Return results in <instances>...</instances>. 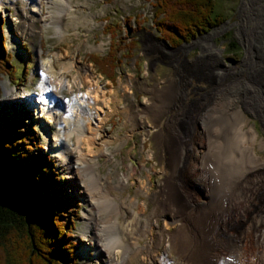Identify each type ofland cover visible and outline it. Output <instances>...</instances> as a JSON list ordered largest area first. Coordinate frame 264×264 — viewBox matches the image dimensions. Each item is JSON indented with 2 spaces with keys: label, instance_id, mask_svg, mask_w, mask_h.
Masks as SVG:
<instances>
[{
  "label": "rangeland",
  "instance_id": "1",
  "mask_svg": "<svg viewBox=\"0 0 264 264\" xmlns=\"http://www.w3.org/2000/svg\"><path fill=\"white\" fill-rule=\"evenodd\" d=\"M10 1L0 5V22H6L1 37L17 76L3 79L0 118L17 119L16 128L37 137L42 148L33 150L31 168L54 164L56 179L66 189L73 209L69 216L74 220L70 234L76 244L74 264H106L107 259L96 258L98 245L111 257L116 254V264H182L162 240L183 225L160 205L173 152L180 161L177 201L192 218L209 201L210 183H203V169L196 164L206 155L208 111L226 102L232 112L243 111L258 134L255 151L264 161L260 148L264 145V0H215L225 23L176 51L160 40L151 0H17L13 5ZM106 25L121 27L117 39L138 43L129 56L124 51L118 56L122 64L115 84L106 81L86 58L107 56L113 40L104 32ZM50 61L54 70L48 72ZM170 92L176 99L169 106L163 95ZM48 95L59 115V122L52 125L46 122L48 114L29 110L37 109L36 102ZM84 101L90 110V133L80 142L75 132L72 144L77 151L60 158L50 152L52 134L75 130L80 120L77 113L69 124L60 121L67 107L72 112H79L80 105L87 107ZM166 137L173 143L164 150ZM68 164L81 166L87 188L69 175ZM87 164L92 171H87ZM248 169L231 176L232 187L237 186L240 194L226 201L229 211L218 229L221 237L236 243L252 242L264 231V166L250 174ZM107 182L112 183L109 194L114 203L109 210L102 199ZM151 241L152 249L142 252L131 253L128 247L138 243L149 248Z\"/></svg>",
  "mask_w": 264,
  "mask_h": 264
},
{
  "label": "trees",
  "instance_id": "2",
  "mask_svg": "<svg viewBox=\"0 0 264 264\" xmlns=\"http://www.w3.org/2000/svg\"><path fill=\"white\" fill-rule=\"evenodd\" d=\"M151 1L156 9L155 25L160 39L175 49L207 35L226 21L215 0ZM2 28L0 24V96L3 79L17 76L12 57L4 48ZM120 28L105 27V34L113 40L106 57L93 54L86 57L113 84L118 65L122 64L118 56L123 51L129 56L138 45L136 41L126 44L117 39L116 31ZM33 138L16 128L12 117L0 118V264H74L71 202L55 179L52 165L41 170L31 168L33 150L41 148L37 137Z\"/></svg>",
  "mask_w": 264,
  "mask_h": 264
},
{
  "label": "bare ground",
  "instance_id": "3",
  "mask_svg": "<svg viewBox=\"0 0 264 264\" xmlns=\"http://www.w3.org/2000/svg\"><path fill=\"white\" fill-rule=\"evenodd\" d=\"M31 12H36V10H32ZM47 64L49 65L48 72H50V70H54V66L52 65L51 61ZM43 69L46 70L45 68ZM59 81H61V79ZM175 96L176 95L173 92L163 95V97H165L166 105L170 102L172 103L173 100L175 101ZM78 98L79 97H76L75 100H78ZM25 101H27V99L23 100V102ZM46 101H49V98L46 96H41L40 102L37 103L35 101L36 104L34 107L39 109L41 114H48L50 119V121H48V125H52V123L55 124L59 122L57 120V116L59 115L55 112L57 111L55 108V103L50 101L49 104L44 103ZM83 104L88 107L85 101ZM27 105L31 106V103ZM229 106L230 104L227 102L220 104L219 106L217 105V108H213L212 110L208 111L207 115L205 116V136L203 142L206 148V155L197 161L196 164L197 167H201V169H203L201 170L203 183L206 185L207 183H210L208 185L209 201L204 210L201 212L199 211L193 218L189 216L186 206L181 204L179 205V202L177 201V183L179 177L178 169H180V161L178 158H173L175 152H173L172 155V169L170 170L169 178L165 184L166 192L163 194L160 205L163 208L165 214L171 215V218L174 221L181 222L183 225H180L179 228L175 230L174 234H167V237H163L162 240H166L168 242L167 244L170 246V248H172V251L177 254L180 261L183 262L182 264H264V231H261L259 235L256 234L255 237L257 238L253 239L252 242L241 241L240 243H236L232 240L229 241L228 239L221 237L222 234L218 230L221 224L222 216L226 215L229 211L226 201L230 200L231 202L234 200L236 194H240L238 193L237 186L232 187V182L230 181L231 176L236 173L245 172L247 168H249L248 173L250 174L255 172L256 168L264 166V161L260 160L255 151L257 142H259L258 134L245 119L243 111L239 110L232 112ZM80 107V109H83L82 112H72V109L67 107L68 113L63 114L61 119L63 121H60L62 124L64 122L69 124V122H72L70 120L72 119L73 113H77L80 115V120L77 122L75 127L76 131L67 130L66 134H63V130L56 131V133L53 134L54 136H52L53 139L50 152L55 153L60 158H69L74 153H72L73 150H75V152L77 151V148H74V145L72 144V137L74 136L75 132L78 134V139L80 142H83L82 139L86 140V135L90 133H87V129L89 130L91 127L89 124L90 119L88 118V114L90 113L89 107L87 108L81 105ZM81 114L84 115L81 116ZM172 140V138L166 137L164 142L168 145H162V148L166 150V148L170 146ZM260 146L261 150L264 151V145L260 144ZM78 149L81 150V148ZM81 155L83 158L84 154ZM77 165V167H72L69 164L66 165V167L69 169V175L73 176V178H77L79 184H82L87 188L88 184H85L86 182L82 174L84 170L79 164ZM85 168L87 171H92V166L89 164H87ZM93 176H96V174ZM92 183L94 184V181ZM106 185L107 190L105 195L102 197V194H104L102 190L100 193H98L101 195L102 199L105 200L106 204L104 205V208L109 210L110 207H114L112 198H110L112 196L109 194L112 192V183L110 185L109 182H107ZM90 194V198L92 199L94 194L92 192H90ZM130 227L132 226L130 225ZM131 233L132 230L130 231V234ZM144 233L147 232L144 231ZM133 240L136 242V238H133ZM152 244V241L149 242V248H140L137 246L138 243H133L132 245L128 244V247L131 253H133L135 250L142 252L145 249H152ZM135 246L136 248H134ZM104 252V249L98 245L96 247V258L98 260L100 258L107 259L106 264L119 263L115 252L113 253L115 256L112 257L111 254H107L106 252L104 254ZM117 253L120 252L118 251Z\"/></svg>",
  "mask_w": 264,
  "mask_h": 264
},
{
  "label": "flooded vegetation",
  "instance_id": "4",
  "mask_svg": "<svg viewBox=\"0 0 264 264\" xmlns=\"http://www.w3.org/2000/svg\"><path fill=\"white\" fill-rule=\"evenodd\" d=\"M177 50H179V49H177ZM176 51V50H175Z\"/></svg>",
  "mask_w": 264,
  "mask_h": 264
}]
</instances>
